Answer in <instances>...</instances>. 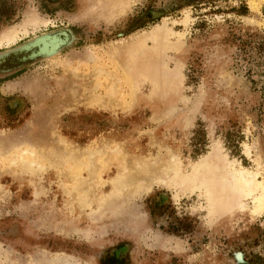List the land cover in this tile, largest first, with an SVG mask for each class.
Here are the masks:
<instances>
[{
  "label": "rangeland",
  "instance_id": "obj_1",
  "mask_svg": "<svg viewBox=\"0 0 264 264\" xmlns=\"http://www.w3.org/2000/svg\"><path fill=\"white\" fill-rule=\"evenodd\" d=\"M61 27L0 75V264H264L201 172L264 183V0H0V51Z\"/></svg>",
  "mask_w": 264,
  "mask_h": 264
},
{
  "label": "bare ground",
  "instance_id": "obj_2",
  "mask_svg": "<svg viewBox=\"0 0 264 264\" xmlns=\"http://www.w3.org/2000/svg\"><path fill=\"white\" fill-rule=\"evenodd\" d=\"M7 36L8 35L2 37L4 38L3 42L9 43L11 38ZM156 36L151 35L150 38L153 40H158L157 39L158 36L157 37ZM56 37L61 39L59 36H56ZM43 44H44V47H46V45L49 46L50 42L47 41V42H44ZM134 45L136 46V44H133L132 46ZM212 156L213 154H210L208 157L204 159L201 172L203 173L204 168H207V171L203 175L202 179L207 184L206 188L208 191V195L211 197L214 204H216L217 207L222 211H227L230 209V207L231 208L233 207L236 210H243L247 208L244 206L243 201L246 198H251L253 201V207L249 208V210L251 214L259 215L264 209V183L263 184L257 183V179L255 175H248L247 173L242 172L241 170H240L241 172L237 171V173H234L224 168L221 169L216 164H211L213 163V161L211 160L212 159L214 160ZM212 180L218 183H221L223 186L222 189L220 188L217 194L213 188L211 189V186L213 184L211 185L210 183ZM208 181H210V183H208ZM227 184H229L230 186L231 185L233 186L234 192L232 190L230 192L227 190L226 188Z\"/></svg>",
  "mask_w": 264,
  "mask_h": 264
},
{
  "label": "water",
  "instance_id": "obj_3",
  "mask_svg": "<svg viewBox=\"0 0 264 264\" xmlns=\"http://www.w3.org/2000/svg\"><path fill=\"white\" fill-rule=\"evenodd\" d=\"M152 13L151 17L158 16ZM55 36L61 37V39ZM54 40L48 47L44 42ZM77 40L74 32L67 27H61L47 32L31 36L23 42L0 51V75H7L19 70L23 64L35 63L58 55L64 49L70 47ZM41 45V46H39ZM9 65L10 67H6Z\"/></svg>",
  "mask_w": 264,
  "mask_h": 264
}]
</instances>
